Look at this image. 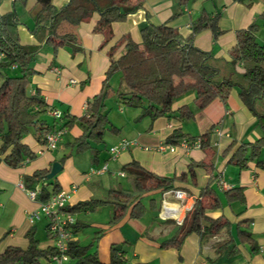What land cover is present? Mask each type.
I'll return each instance as SVG.
<instances>
[{
  "label": "crops",
  "instance_id": "crops-1",
  "mask_svg": "<svg viewBox=\"0 0 264 264\" xmlns=\"http://www.w3.org/2000/svg\"><path fill=\"white\" fill-rule=\"evenodd\" d=\"M66 2L67 0H52L54 7H60ZM12 9L22 21L16 25L19 42L40 43L33 62L36 72L30 77L29 92L38 88L48 107L57 110L61 116H79L83 113L87 99L100 90L109 63V48L120 35L127 33L134 41L139 42L140 25L150 21L169 24L186 37L191 32L192 19L202 11L210 15L219 13L218 35L214 38L211 29L206 27L193 35L192 43L209 51L212 59L220 65L221 71L230 75L232 69L228 52L235 43V30L246 27L264 9V2L188 0L181 4L178 0H143V6L129 13L124 20L110 23L113 36L104 44V35L92 29L99 16L97 12H93L90 18L74 27L81 49L72 52L60 47L55 55L52 54L51 47L40 42L30 30L35 24V0H0V13ZM41 20H47L46 11L42 13ZM261 30L258 33L262 40L264 32ZM123 50L122 43L115 48L114 56ZM112 84L117 86V83ZM193 96L192 92L184 94L171 104L172 109L184 103L189 105L193 114L184 120L166 115L153 119L148 116L136 119L139 109L123 106L111 99L108 108L106 104L107 116L118 130H106L102 142L93 144V150L75 151L66 145L67 141L81 133L77 123L61 134L54 149H46L31 132L25 134L21 140L36 152L33 158L18 166H9L0 156V252L8 245L25 248L28 243L25 232L30 228L38 239V247L45 248L52 244L45 216L40 215L32 221L28 218L29 211L38 208V202L29 198L20 185L23 184L24 173H31L39 168L50 169L52 162L58 161L61 168L54 176L60 188L68 191L69 205L90 198L102 199L110 188L131 187L130 179L121 169L122 164L131 159L161 175L186 171L190 161L204 156L203 150L199 146L185 147L181 144L174 145L173 149H161L160 143L164 142L174 128L179 127L183 132L197 135L214 125L210 143L215 151L213 162L219 173L218 179L210 178L203 167L195 166L194 181L187 175L186 181L175 182L176 188L185 191L186 197L181 202L172 194H166L165 198L173 209H182L186 214L187 209L183 208L191 207L195 197L200 196L201 188L208 184L217 193L220 204L205 208L204 213L210 217L223 216L228 219L226 230L222 229L209 237H200L198 233L190 232L178 247H161L160 241L173 236L178 224L173 217L161 215L162 193L149 191L141 197L143 203V199L146 200V210L140 217H132L126 212L119 220L110 223V204L94 210L75 211L77 231L74 232V238L81 244L91 241L90 251L95 250L103 263H108L110 245L114 244L128 264H264V169L256 165L254 160H248L243 168L228 162L230 154L241 141H253L260 135V129L254 126L255 116L240 99L236 86L229 90L225 101L214 97L202 108L196 107ZM256 106L264 109V97L256 100ZM47 115L53 117L50 112ZM121 139L131 143L113 156L109 147ZM231 142L233 145L226 150ZM94 151L97 153L95 157ZM67 152L69 154H65ZM261 155L264 156V148L261 149ZM104 163L107 164L106 170L90 172L92 168H98ZM223 182L228 187L241 186L244 202H227L223 191L228 187L223 186ZM154 194H159L160 202L151 208L147 201ZM241 219H247L248 224L240 223ZM239 226L251 233L258 245L256 251H251L249 244L241 240L237 232ZM97 229H102V232L93 239ZM225 239H230L231 242L225 249L217 250L219 243ZM232 245H235L236 250L229 251ZM45 259L40 258L38 264ZM70 264H75L73 259H70Z\"/></svg>",
  "mask_w": 264,
  "mask_h": 264
},
{
  "label": "trees",
  "instance_id": "trees-1",
  "mask_svg": "<svg viewBox=\"0 0 264 264\" xmlns=\"http://www.w3.org/2000/svg\"><path fill=\"white\" fill-rule=\"evenodd\" d=\"M188 0H178L184 4ZM264 2V0H262ZM37 9L34 12L35 24L30 28L33 35L48 44L55 55L60 47L75 52L81 49L74 27L98 13L93 31L104 35L102 44L112 38L110 23L122 21L126 16L143 6V0H67L60 7H54L52 0H35ZM47 12V20H41L42 13ZM219 13L210 15L202 11L190 24L191 32L186 37L178 29L166 23L147 21L140 25L141 40L134 41L129 34L120 35L108 51L109 63L104 72L100 90L86 101L83 113L79 116L66 114L53 115L44 96L38 88L29 92L30 77L36 72L33 62L40 46L38 44H22L18 40L16 25L20 22L17 13L11 11L0 13V156L9 166H18L36 155L21 139L32 133L35 139L45 143L46 134L63 129L62 135L75 123L81 133L66 145L75 151L93 150V144L102 142L106 130L116 132L118 127L107 116L106 99L114 95L116 102L123 106L139 109L136 119L148 116L153 119L159 115L175 116L184 120L192 116L193 111L188 104L171 108L172 102L187 93H194L193 102L198 108L204 107L214 97L225 101L229 90L237 87L240 99L255 116L254 126L260 129V135L253 141H241L232 151L228 162L243 168L248 160L264 169V109L256 106V100L264 97V39L258 41L260 29L264 31V9L244 28L235 30V43L229 49V65L232 74L225 75L220 65L212 59L209 51L193 45V35L203 28H210L215 38L220 29L217 25ZM124 50L114 56V50L120 44ZM221 72H223L221 74ZM119 76L117 86H113L112 77ZM126 88L121 89V83ZM50 112L53 117L47 115ZM66 117V118H65ZM214 125L204 132L192 135L183 132L179 127L168 134L164 142L178 145L182 140L188 142L198 139L199 147L204 156L192 160L187 170L180 174L161 175L142 166L137 160L131 159L123 163L121 169L131 181V187L110 188L105 198H90L67 206L72 212L94 210L104 204H110L112 217L109 222H116L126 212L132 217L144 214L146 206L141 200L149 191L162 192L176 188V181H186L187 175L195 180L193 168L201 166L210 178L218 179L219 173L213 162L214 148L210 143V135ZM231 142L227 149L231 148ZM70 149V150H71ZM69 154V152L65 153ZM97 153L94 151V157ZM49 168H39L22 175L24 186L31 187L39 182L36 200L46 201L60 186L55 176L47 178ZM227 202L238 200L244 202L241 186H230L223 191ZM217 193L208 186L201 188L200 196L195 197L193 204L186 211L181 224L177 225L176 233L160 241L161 247H178L184 236L196 232L200 237H209L227 229L228 219L223 216L210 217L204 213L207 207L219 206ZM148 206L155 207L154 198L148 200ZM240 223L248 224L247 219ZM77 231V221L74 232ZM102 232L97 229L93 236L96 239ZM238 235L249 244L251 251L258 245L251 233L239 226ZM28 240L25 248L8 245L0 252V264H38L40 258L53 253L54 247H38V239L34 230L25 232ZM49 236V234H48ZM231 242L225 239L217 246V250L225 249ZM91 241L81 244L76 238L69 242L68 254L75 264H128L122 257L117 246L110 245L108 263L101 262L95 250L90 251ZM236 250L232 245L229 251Z\"/></svg>",
  "mask_w": 264,
  "mask_h": 264
},
{
  "label": "built area",
  "instance_id": "built-area-1",
  "mask_svg": "<svg viewBox=\"0 0 264 264\" xmlns=\"http://www.w3.org/2000/svg\"><path fill=\"white\" fill-rule=\"evenodd\" d=\"M3 58V53L0 51V61ZM73 81V80H72ZM53 115L58 116L60 113L57 110H52ZM63 129H58L56 131H52L46 134L44 146L46 149H54L57 146V143L60 139L61 134L63 133ZM131 141L126 139H121L116 144H113L109 147L110 153L114 156L120 150L126 148ZM179 144L190 147V146H199L198 139H194L190 142L186 140H182ZM168 148L173 149L174 145L169 143H160L159 148ZM107 169V164L104 163L102 166L98 168H92L90 172H102ZM123 174V172H120ZM39 182L35 183L31 187L24 186L20 184L22 188L26 191L29 198L36 200V196L39 189ZM223 186L228 187L226 183H222ZM75 186L73 185L72 188ZM162 210L161 215L163 217H173L174 221L177 224H181L185 214L181 210H176L171 207L166 200V194H172L179 201L183 200L185 196V191L173 188L162 191ZM38 208L29 211L28 218L30 221L39 218L40 215H44L47 223L46 228L49 234V238L52 241V246L54 247L53 253L49 254L46 259L40 264H70V256L67 252L69 242L74 238V224H75V215L74 212L67 208L68 206V191L59 188L57 191L53 192L50 197L46 201H39ZM181 202V201H180ZM184 206V205H183ZM182 206V207H183ZM190 207H185V209H189ZM186 210V211H187Z\"/></svg>",
  "mask_w": 264,
  "mask_h": 264
},
{
  "label": "rangeland",
  "instance_id": "rangeland-1",
  "mask_svg": "<svg viewBox=\"0 0 264 264\" xmlns=\"http://www.w3.org/2000/svg\"><path fill=\"white\" fill-rule=\"evenodd\" d=\"M262 31V30H261ZM262 32H264V31H262ZM262 36L258 33L257 34V40L258 41H260ZM223 72H221V74H222ZM112 80H113V83H117L118 82V80H119V76L117 75V74H115L113 77H112ZM121 83V82H120ZM118 84V83H117ZM126 88V86L123 84V83H121V89L123 90V89H125ZM115 97L114 96H111V97H109V98H107L106 99V104H107V108L109 107V105H110V103H111V99H113V100H115L114 99ZM60 171V170H59ZM58 171V172H59ZM57 172V173H58ZM56 173V174H57ZM153 198H154V200H155V204L157 205V204H159V202H160V196H159V194H154L153 195ZM143 201H144V203H146V200L145 199H143ZM148 202V201H147Z\"/></svg>",
  "mask_w": 264,
  "mask_h": 264
},
{
  "label": "water",
  "instance_id": "water-1",
  "mask_svg": "<svg viewBox=\"0 0 264 264\" xmlns=\"http://www.w3.org/2000/svg\"><path fill=\"white\" fill-rule=\"evenodd\" d=\"M60 168H61L60 163L58 161H53L49 171L46 174V177L47 178L53 177L60 170Z\"/></svg>",
  "mask_w": 264,
  "mask_h": 264
}]
</instances>
